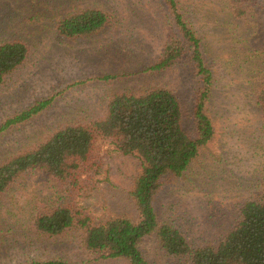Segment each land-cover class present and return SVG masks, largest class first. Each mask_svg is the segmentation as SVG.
Listing matches in <instances>:
<instances>
[{
	"label": "rangeland",
	"instance_id": "obj_1",
	"mask_svg": "<svg viewBox=\"0 0 264 264\" xmlns=\"http://www.w3.org/2000/svg\"><path fill=\"white\" fill-rule=\"evenodd\" d=\"M179 2L207 45L216 74L209 104L216 134L182 178H166L157 207L200 247L217 243L234 225L241 204L264 184V108L252 95L254 80L264 78V11L236 20L217 0ZM86 9L107 12V26L77 40L60 36L59 21ZM165 12L164 0H0V43L23 41L30 53L0 85V126L30 106L55 98L32 121L0 133V164L61 125L100 117L109 96L118 91L168 87L179 96L186 128L191 129L195 83L188 70L143 72L166 42ZM107 75L119 78L99 80ZM138 171L136 159L119 153L111 140L97 139L75 172L77 184L70 191L43 174L27 176L0 198V264L52 259L128 264L121 259L93 260L72 234L35 236L26 215L42 203L67 201L98 218L129 213L133 210L128 193ZM143 253L151 264L184 263L167 256L155 237L145 242Z\"/></svg>",
	"mask_w": 264,
	"mask_h": 264
},
{
	"label": "trees",
	"instance_id": "obj_2",
	"mask_svg": "<svg viewBox=\"0 0 264 264\" xmlns=\"http://www.w3.org/2000/svg\"><path fill=\"white\" fill-rule=\"evenodd\" d=\"M164 1L167 39L156 61L143 72L162 73L178 67L188 70L195 83L192 128H186L182 102L168 87L115 92L100 117L61 125L1 163L0 198L32 173L43 174L70 191L77 184L75 172L88 159L96 140H111L119 153L139 163L128 193L133 211L98 218L83 208H74L70 201L56 206L45 202L26 215L27 226L35 236L55 239L72 234L97 262L121 259L128 264H151L143 245L155 237L167 256L183 259V264H264V184L258 194L241 204L234 225L215 244L195 247L185 232L158 211L157 200L166 178H182L216 134L209 104L217 81L207 45L181 2ZM217 1L236 20L256 17L264 11V0ZM108 23L104 10L86 9L61 19L57 31L62 37L77 40L99 33ZM29 54L23 41L0 43V85L27 62ZM118 78L107 75L99 80ZM252 95L264 108V78L254 80ZM54 100L40 101L5 120L0 133L32 121ZM23 264L75 263L52 259Z\"/></svg>",
	"mask_w": 264,
	"mask_h": 264
}]
</instances>
